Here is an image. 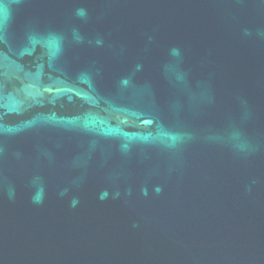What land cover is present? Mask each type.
<instances>
[{
  "label": "water",
  "instance_id": "1",
  "mask_svg": "<svg viewBox=\"0 0 264 264\" xmlns=\"http://www.w3.org/2000/svg\"><path fill=\"white\" fill-rule=\"evenodd\" d=\"M0 7V264H264V0Z\"/></svg>",
  "mask_w": 264,
  "mask_h": 264
},
{
  "label": "snow or ice",
  "instance_id": "2",
  "mask_svg": "<svg viewBox=\"0 0 264 264\" xmlns=\"http://www.w3.org/2000/svg\"><path fill=\"white\" fill-rule=\"evenodd\" d=\"M4 12H5V10L2 7H0V17L3 16Z\"/></svg>",
  "mask_w": 264,
  "mask_h": 264
}]
</instances>
